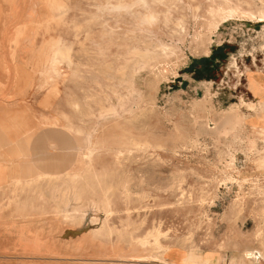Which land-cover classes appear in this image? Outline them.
<instances>
[{
    "label": "rangeland",
    "instance_id": "rangeland-1",
    "mask_svg": "<svg viewBox=\"0 0 264 264\" xmlns=\"http://www.w3.org/2000/svg\"><path fill=\"white\" fill-rule=\"evenodd\" d=\"M0 2V58L23 62L0 92L47 142L6 194L15 264H264V126L240 109L264 20L220 14L264 0Z\"/></svg>",
    "mask_w": 264,
    "mask_h": 264
},
{
    "label": "crops",
    "instance_id": "crops-1",
    "mask_svg": "<svg viewBox=\"0 0 264 264\" xmlns=\"http://www.w3.org/2000/svg\"><path fill=\"white\" fill-rule=\"evenodd\" d=\"M5 8L0 2V19L3 18ZM25 10V9H24ZM21 13L20 15H22ZM220 48H216L217 54ZM17 61H14L10 56L0 58V63L9 67L8 72L13 69V64L23 63L21 56H17ZM202 61H194L190 65V69L197 70L199 73L204 69H209L212 64L207 58H202ZM7 78L13 79V72L10 74L0 70V80L4 81ZM244 90L243 99L246 102L253 103L254 108L240 105V109L247 115V120L244 121V127L247 129H260L264 126V67L251 68L244 74ZM30 93V91H29ZM12 87L4 88L0 92V259L1 264H15L14 255L3 252L2 250L13 251V242L21 240L23 235L12 226L13 223H23L20 218L14 219L6 210L8 206L13 209L15 204L7 199L8 191L12 189V183L15 178L22 181L29 177L30 167L33 164L37 171L39 170V160L45 159L46 137H36L33 140V151L31 152V113L28 103L24 100H17V103L3 98L4 96L14 95ZM28 94V91H27ZM240 99L235 103H239ZM39 122L38 119H36ZM35 120V121H36ZM34 121V120H33ZM34 121V122H35ZM39 126V124H37ZM34 130V129H33ZM31 154L34 157V162H31ZM51 166V165H50ZM45 163L41 169H45ZM52 170V169H51ZM23 202V201H21ZM23 207V205H16ZM5 209V210H4ZM16 220V221H15ZM21 235V236H19Z\"/></svg>",
    "mask_w": 264,
    "mask_h": 264
},
{
    "label": "bare ground",
    "instance_id": "bare-ground-1",
    "mask_svg": "<svg viewBox=\"0 0 264 264\" xmlns=\"http://www.w3.org/2000/svg\"><path fill=\"white\" fill-rule=\"evenodd\" d=\"M223 8V7H222ZM220 14L222 15V17L223 18H225V17H232V16H240V15H243V16H246V17H248V18H250V19H255V18H258V19H260V20H264V12H262V13H260V14H255V13H253V12H248V11H242V10H240L238 7H227V8H223V9H221V11H220ZM220 17V16H219ZM218 21H220V19L218 20ZM216 22V21H215ZM215 24V23H214ZM213 27H215V26H213ZM126 74V73H125ZM99 105H100V103H99ZM102 107H103V105H102ZM103 109V108H102ZM101 109V110H102ZM106 110V109H105ZM56 173H42V175H55ZM76 179L74 178L73 179V181H75ZM62 205V204H61ZM104 208H105V206H104ZM62 210V209H61ZM68 210V209H67ZM66 210V211H67ZM94 210V209H93ZM102 210V209H101ZM60 211V210H59ZM75 212V211H74ZM94 212H96V211H94ZM98 212V211H97ZM74 214H76V216L78 215L77 213H74ZM81 214V213H80ZM79 214V215H80ZM69 215V214H68ZM102 215V214H101ZM71 216H72V214H71ZM93 216H95V215H93ZM92 216V217H93ZM64 217V216H63ZM102 217V216H101ZM82 218V217H81ZM80 219V218H79ZM94 219V218H93ZM92 219V220H93ZM95 219H97V218H95ZM80 221V220H79ZM89 221V220H88ZM87 221V222H88ZM86 222V223H87ZM100 222V221H99ZM82 223V222H81ZM88 224V223H87ZM85 230V229H84ZM79 231V230H78ZM87 231V230H86ZM156 236V235H155ZM143 241L144 242H147L148 243V238H145V239H143ZM152 246H153V248H157V247H159L160 246V243H159V241H158V237H155V241L152 243ZM156 254V252H152V253H149V255H155ZM255 258V257H254ZM253 258V259H254Z\"/></svg>",
    "mask_w": 264,
    "mask_h": 264
}]
</instances>
